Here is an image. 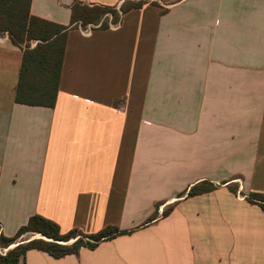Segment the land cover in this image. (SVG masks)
<instances>
[{"label": "crops", "instance_id": "0c3cea01", "mask_svg": "<svg viewBox=\"0 0 264 264\" xmlns=\"http://www.w3.org/2000/svg\"><path fill=\"white\" fill-rule=\"evenodd\" d=\"M140 1H30L64 27L76 3L120 12L67 30L53 108L15 102L22 50L0 33V233L134 230L18 264H264V211L238 197L264 193V0Z\"/></svg>", "mask_w": 264, "mask_h": 264}, {"label": "trees", "instance_id": "16d2710c", "mask_svg": "<svg viewBox=\"0 0 264 264\" xmlns=\"http://www.w3.org/2000/svg\"><path fill=\"white\" fill-rule=\"evenodd\" d=\"M30 1L0 0V33H7L12 44L22 50L15 102L26 106L53 108L69 26H60L31 16L29 14ZM141 4L128 5L122 9L126 11L130 8H138ZM95 8L93 13L80 3L74 4L71 8L70 25L76 21H82L85 24L97 23L106 13H111L114 19H117V13L112 8ZM102 29H106V26ZM31 39L38 40L33 48L29 44L23 46L25 41L28 42ZM213 189L214 186L211 184L194 186L187 192V197L200 195ZM245 200L258 205L264 211V193H250L245 196ZM171 209L164 210L162 216L168 215ZM154 219L155 216L147 223ZM133 231L107 226L95 234H85L77 228L61 234L56 223L35 215L30 217L26 225L19 228L13 237L8 238L0 233V264H18L29 250L42 251L53 258L77 255L81 248L94 249L105 240L120 235H128ZM26 234L31 237L40 235L42 238L33 239L28 243L9 249L11 245L19 242L18 240Z\"/></svg>", "mask_w": 264, "mask_h": 264}, {"label": "built area", "instance_id": "2783aa9c", "mask_svg": "<svg viewBox=\"0 0 264 264\" xmlns=\"http://www.w3.org/2000/svg\"><path fill=\"white\" fill-rule=\"evenodd\" d=\"M117 15L119 16L120 12H118ZM103 21H106V29H116L119 26V21L115 20L111 13H106L97 23L85 24L82 21H76L72 25H70L68 29H74L78 31L83 37H89L95 30L103 28L101 25ZM4 36H8V34L4 33ZM238 197L241 199L245 198V196L239 194Z\"/></svg>", "mask_w": 264, "mask_h": 264}, {"label": "rangeland", "instance_id": "374dc122", "mask_svg": "<svg viewBox=\"0 0 264 264\" xmlns=\"http://www.w3.org/2000/svg\"><path fill=\"white\" fill-rule=\"evenodd\" d=\"M142 1H145V0H141L140 2H142ZM172 1L173 0H170V1H163V0H154V2L155 3H158L159 2V4L161 5V6H163V7H165V6H168L169 4H171L172 3ZM140 2H133V3H131L130 5H137V4H139ZM87 9L88 10H90L91 12H93V10H96V8L95 7H87ZM95 12V11H94ZM93 12V13H94ZM93 16V15H92ZM1 17V16H0ZM101 20V19H100ZM102 27H105L106 26V21H103L102 22ZM38 43V40H35V39H31V40H29L28 42H24L23 43V46L24 45H30V47H34L36 44ZM29 237H31L30 235H28V234H26V235H24V236H22V238H20L18 241H20V240H25V239H27V238H29Z\"/></svg>", "mask_w": 264, "mask_h": 264}, {"label": "water", "instance_id": "95a60500", "mask_svg": "<svg viewBox=\"0 0 264 264\" xmlns=\"http://www.w3.org/2000/svg\"><path fill=\"white\" fill-rule=\"evenodd\" d=\"M38 238H42V237H41L40 235H36V236L29 237V238H27V239H25V240H23V241H19V242L14 243L13 245H11V246L9 247V249H11V248H13V247H16L17 245H20V244L28 243V242H30L31 240H33V239H38Z\"/></svg>", "mask_w": 264, "mask_h": 264}]
</instances>
